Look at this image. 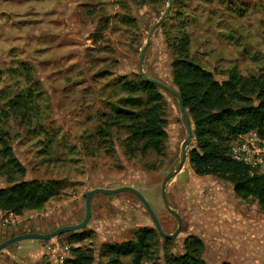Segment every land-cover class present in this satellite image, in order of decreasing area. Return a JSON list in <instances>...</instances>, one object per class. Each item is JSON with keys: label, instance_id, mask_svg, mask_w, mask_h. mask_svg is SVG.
<instances>
[{"label": "rangeland", "instance_id": "374dc122", "mask_svg": "<svg viewBox=\"0 0 264 264\" xmlns=\"http://www.w3.org/2000/svg\"><path fill=\"white\" fill-rule=\"evenodd\" d=\"M167 5L168 0H0V139L25 168H7L8 157L0 152V188L33 178L66 185L40 208L21 215L0 211L1 242L16 229L81 222L87 195L96 187L138 189L164 230H176L161 187L180 161L187 136L177 98L160 88L167 132L160 152L144 141L130 145L123 126L110 136L97 132L108 127L110 104L130 95L123 82L142 75L141 50ZM172 7L152 35L143 68L174 86L168 40L180 20ZM185 9L196 17H187L190 54L217 79L225 80L234 66L246 78L264 75V0H189ZM243 136L256 137L254 130ZM255 142L264 148V139ZM167 196L183 218L175 238L159 235L133 193H98L85 227L48 240L14 242L0 251V264L61 263L77 247L91 250L94 264H102L109 244L135 241L145 228L157 236L144 264H164L167 256L183 254L189 236L202 240L208 264H264V209L257 199L237 196L228 180L197 174L189 156L168 181ZM11 214L13 220L5 223ZM45 246L60 249L36 261Z\"/></svg>", "mask_w": 264, "mask_h": 264}, {"label": "trees", "instance_id": "16d2710c", "mask_svg": "<svg viewBox=\"0 0 264 264\" xmlns=\"http://www.w3.org/2000/svg\"><path fill=\"white\" fill-rule=\"evenodd\" d=\"M188 2L173 0L172 8H175L180 22L176 29L174 24L175 32L168 44L174 53V86L182 95L193 120L194 142H191L188 153L190 162L197 174L215 175L230 181L237 196L255 198L264 209V173H252L246 164L229 153L230 142L251 130L264 138V75L246 78L234 66L229 76L221 81L214 72L198 63L190 54L191 34L187 31L190 19L187 17L195 15L186 11ZM123 87L130 95L120 99L118 104H110L113 114L106 119L108 127L99 126V136H110L115 126H123L128 131L130 145L144 141L160 152L167 138L161 113V87L143 75H138L135 80L126 79ZM17 100L16 106L20 105ZM0 152L8 157L4 166L25 170L6 142L1 144ZM65 187L61 179L33 178L12 182L0 188V210L21 215L27 209L42 207L52 197L61 194ZM156 236L154 229L145 228L137 232L135 241L109 244L106 249L108 258L102 264H144ZM82 238L79 236L77 240ZM185 243L186 252L167 256L164 264H208L201 256L204 247L201 239L189 236ZM124 257L130 259L124 260ZM41 264L54 263L44 261ZM56 264H94V255L89 249L77 247L71 256Z\"/></svg>", "mask_w": 264, "mask_h": 264}, {"label": "water", "instance_id": "95a60500", "mask_svg": "<svg viewBox=\"0 0 264 264\" xmlns=\"http://www.w3.org/2000/svg\"><path fill=\"white\" fill-rule=\"evenodd\" d=\"M172 4H173V0H168V5H167L166 9L164 10L163 14L160 16L158 21H156L153 24V26L151 27V29L148 33L147 42L141 50V55H140V60H139V68H140L141 74L144 76L145 79L153 82L154 84L161 87L165 91H168L169 93H171L172 95H174L177 98L178 105H179L182 117L184 119V122H185V125L187 128V136L183 140V143H182L181 159L178 162V164L176 165V167L173 168L171 171H169V173L165 176L163 183H162V187H161V194H162L163 201H164L167 209L176 217V219L178 221V226H177L176 230L173 233H168L164 230V228H163L157 214L155 213L153 207L151 206L149 201L146 199V197L138 189H136L132 186H121V187H117V188L96 187V188L91 189L87 195V198H86V214H85L84 219L81 222L76 223V224H71V225H63V226H60V227L56 228L55 230L48 232V233L27 232V233L14 235V236L9 237L8 239H6L0 243V251L3 250L4 248L8 247L12 243L17 242L21 239L37 238V239L48 240V239H51V238L56 237L58 235H61L63 233L76 231V230H79V229L85 227L91 218L92 199L98 193L111 195V194H116V193H120V192H131L134 195H136L142 201L144 206L146 207V209H147V211H148L159 235H161L164 238H175L180 233L182 226H183V218H182L181 214L176 209L172 208L170 203H169V199L167 196V184H168V181L170 180V178L173 177L174 175H176L182 169V167L184 166V164L187 160L188 153H189L188 147L190 146L192 140L194 139L193 122H192L191 116L189 114V111L184 104L183 97L180 94V92L178 91V89L175 86L166 84L159 79H156V78L149 76L144 71V68H143L144 55H145V52H146L148 46L151 43L152 35H153L155 29L157 27H159V25H161V23L165 20L166 16L168 15L169 11L171 10ZM151 264H156V261H153Z\"/></svg>", "mask_w": 264, "mask_h": 264}, {"label": "built area", "instance_id": "2783aa9c", "mask_svg": "<svg viewBox=\"0 0 264 264\" xmlns=\"http://www.w3.org/2000/svg\"><path fill=\"white\" fill-rule=\"evenodd\" d=\"M245 134L240 135L239 138L230 145L229 153L237 161L246 164L252 173L262 174L264 173V148L256 144L255 140L264 138L259 137L256 132L255 140L243 136ZM12 214L10 218L4 219L5 223H8L10 219L13 220L14 217H12ZM49 248L52 249L55 247L50 246Z\"/></svg>", "mask_w": 264, "mask_h": 264}, {"label": "crops", "instance_id": "0c3cea01", "mask_svg": "<svg viewBox=\"0 0 264 264\" xmlns=\"http://www.w3.org/2000/svg\"><path fill=\"white\" fill-rule=\"evenodd\" d=\"M59 226H60V224L58 226H55V228L52 229V230H48L47 227H44V228H32V227H29V228L16 229L15 231H12L8 236H6L2 241L6 240L9 237H12L14 235H18V234H22V233H27V232L48 233L50 231L55 230ZM0 243H1V241H0ZM59 249H60V247H58V249H55V248H52L51 249L48 246L43 247V249L38 253L36 261H42L43 257H45L46 255L47 256L48 255L52 256Z\"/></svg>", "mask_w": 264, "mask_h": 264}]
</instances>
